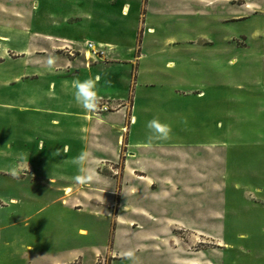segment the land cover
<instances>
[{
	"label": "rangeland",
	"instance_id": "374dc122",
	"mask_svg": "<svg viewBox=\"0 0 264 264\" xmlns=\"http://www.w3.org/2000/svg\"><path fill=\"white\" fill-rule=\"evenodd\" d=\"M78 72L125 119L91 174L38 107ZM0 264H264V0H0Z\"/></svg>",
	"mask_w": 264,
	"mask_h": 264
},
{
	"label": "crops",
	"instance_id": "0c3cea01",
	"mask_svg": "<svg viewBox=\"0 0 264 264\" xmlns=\"http://www.w3.org/2000/svg\"><path fill=\"white\" fill-rule=\"evenodd\" d=\"M22 58H26V56ZM74 79L83 80L86 78L78 72ZM72 84L67 80H61L59 88H56L53 94L54 97H48V92L43 93V103H40L38 107L45 116L43 124L53 127V131L51 130L53 135H50L48 139H52V142L55 143L59 139L63 140V145L68 147V152L65 154V158L68 160L67 167H75L77 172L81 170L83 174H91L93 164L97 169L103 162L115 160L119 156L121 143L120 138L116 137L119 135L117 129L123 126L125 119L120 117L118 123L114 124L111 115L103 113L98 116L93 113V110L82 109L72 98L74 92ZM21 107L25 108V106ZM133 122H137L134 115ZM44 128L46 127L43 126ZM56 139L58 140L56 141ZM61 171L66 173L63 169ZM118 229L119 227L116 231Z\"/></svg>",
	"mask_w": 264,
	"mask_h": 264
},
{
	"label": "clouds",
	"instance_id": "9594fccd",
	"mask_svg": "<svg viewBox=\"0 0 264 264\" xmlns=\"http://www.w3.org/2000/svg\"><path fill=\"white\" fill-rule=\"evenodd\" d=\"M98 81L99 76L86 78L83 80L74 79L73 88L74 92L72 98L74 102L86 111L95 110L100 99L98 95ZM146 127L159 135H165L167 132V126L160 124L156 120H149ZM77 179H79L77 177Z\"/></svg>",
	"mask_w": 264,
	"mask_h": 264
},
{
	"label": "built area",
	"instance_id": "2783aa9c",
	"mask_svg": "<svg viewBox=\"0 0 264 264\" xmlns=\"http://www.w3.org/2000/svg\"><path fill=\"white\" fill-rule=\"evenodd\" d=\"M85 51H84V56L86 58V65L89 66V60H93L97 57H101V54H103L105 51L100 45L92 43V42H87L85 44ZM90 54V55H89ZM112 109V107L109 105V103L106 101L104 102L103 99L98 100V105L96 109L94 110L96 115H101L103 113L109 112Z\"/></svg>",
	"mask_w": 264,
	"mask_h": 264
},
{
	"label": "bare ground",
	"instance_id": "6f19581e",
	"mask_svg": "<svg viewBox=\"0 0 264 264\" xmlns=\"http://www.w3.org/2000/svg\"><path fill=\"white\" fill-rule=\"evenodd\" d=\"M124 13H126L127 11H128V7L126 6V7H124Z\"/></svg>",
	"mask_w": 264,
	"mask_h": 264
}]
</instances>
